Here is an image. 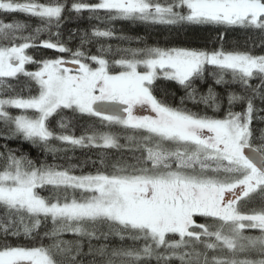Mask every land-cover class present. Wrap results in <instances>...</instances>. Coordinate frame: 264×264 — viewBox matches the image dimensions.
<instances>
[{
    "label": "snow or ice",
    "instance_id": "obj_1",
    "mask_svg": "<svg viewBox=\"0 0 264 264\" xmlns=\"http://www.w3.org/2000/svg\"><path fill=\"white\" fill-rule=\"evenodd\" d=\"M0 12L41 22L33 29L0 20L3 138L21 136L51 154L95 149L101 166L84 172L97 160L37 165L0 152V264H264V128H253L264 122V108L254 103L264 102V55L223 47L225 34L239 29L252 37L245 43L264 49V0H0ZM85 12L102 24L215 26L220 46L123 48L110 60L61 39L71 14ZM42 33L48 38L41 40ZM115 36L108 27L91 31L95 38ZM86 43L88 33L81 47ZM38 47L70 59L36 58L28 50ZM209 75L223 94L211 85L199 91L197 82ZM158 80L184 90L180 106L155 94ZM187 101L223 115L193 112ZM64 110L97 119L76 135ZM54 114L60 131L49 124ZM113 153L119 155L109 159ZM49 220L53 228L43 234L49 244L8 242L39 240L37 230ZM67 233L74 239H63ZM112 236L143 243L110 248L103 242Z\"/></svg>",
    "mask_w": 264,
    "mask_h": 264
},
{
    "label": "trees",
    "instance_id": "obj_2",
    "mask_svg": "<svg viewBox=\"0 0 264 264\" xmlns=\"http://www.w3.org/2000/svg\"><path fill=\"white\" fill-rule=\"evenodd\" d=\"M73 0H68V3H72ZM85 2H95V0H85ZM72 18L64 23L61 28V39L67 44V46L73 50L80 49L85 51L86 53H90L92 55H101L104 54L108 59H118L122 53H118L116 49L123 48H137L144 46H159V47H191V48H202V49H212L219 47V43L217 42V30L215 26H197V25H164V24H148L143 22H133L127 20H111L106 23H100L95 19H91L88 13H82L77 15L72 13ZM0 20L5 22L18 21L21 23H26L30 25L31 28H35L40 25V21L37 18L29 17L26 14H5L0 12ZM94 27H99L104 29L105 27L111 28L116 36L113 38H95L91 37V31ZM84 33L89 34L90 43H86L81 47V36ZM123 37V39H121ZM48 34L42 33L40 39H47ZM251 36L246 34L242 30H234L229 31L225 34V39L223 43V47L226 50H251L254 54L264 55V49L259 46L257 41L256 47H251L250 44L245 43L246 40H251ZM55 39V37H53ZM110 46L111 51L106 53H101L98 50L103 47L108 49ZM30 54H32L36 58H54L58 55H64L65 58L70 59L69 54H58L55 51L44 49L41 47L29 49ZM28 70H35V65H27ZM113 70H116L114 66ZM211 68H209V72ZM26 79V78H22ZM199 91L201 93H205L207 91L208 86H213L218 93L223 94V89L220 86L213 85V79L209 75L207 80L203 83L197 82ZM157 84L159 88L155 91V94L163 98L167 103L173 106H180V97L184 96V90L180 88L179 85L174 82L166 81V80H158ZM237 86L233 85V88ZM32 94L36 93L35 87L31 89ZM25 95L28 94L26 90ZM257 108H264V102H261L257 99L255 102ZM185 106L193 111L199 112L201 114L207 115H223L222 112L213 113L211 109H205L202 104H194L191 101H187ZM234 111H243V106L236 105L233 109ZM12 115L23 114L21 110L17 109H9L8 110ZM30 114V113H29ZM64 116L71 119V123L73 125L72 131L76 135H80L86 126H89L96 122L97 118L88 117V116H80L78 114H73L69 110H64ZM260 115H264V112L260 113ZM59 121L60 117L58 114H54L53 117L50 118L49 124L56 131H60L59 129ZM253 128L259 132L261 128H264V122L254 121ZM6 127L3 121H0V152H6L8 150H12L14 154L18 156H24L28 159H31L35 164L39 165L41 163L48 164H60L64 166H68L70 164L79 165L84 161L88 160L89 157L92 160H97L96 166H93L90 162L84 164L83 171L84 172H95L99 167L97 150H87V149H76L73 151L60 152V153H46L43 152L38 146H34L31 142L26 141L21 136H14L8 139L3 138V134L6 131ZM112 131L117 132L118 134L123 135V131L119 128V126H113ZM124 142L123 140L121 141ZM58 147H63L60 142H54ZM5 145L7 146L5 148ZM119 154L113 153L109 159L117 158ZM127 155V153H125ZM67 157H71V159H67ZM2 163V161H0ZM76 174H79L81 171L80 168L74 170ZM41 195L48 196L49 190L43 189L39 190ZM75 195L79 197L80 193L76 192ZM3 210L0 209V215H2ZM53 228V224L51 221H44L41 224L39 232L40 239L39 240H29L23 237L20 238H9V243L14 244H38L43 243L45 245L49 244L51 241L48 238L44 237V232L51 231ZM246 234H254L258 235V232H252ZM63 239L71 240L74 239L71 233L64 234ZM3 242V238L0 237V243ZM103 243H107L110 248L112 247H130V246H139L143 243V241L133 242L131 240L121 241L118 237L112 236L107 241ZM154 264V262H153Z\"/></svg>",
    "mask_w": 264,
    "mask_h": 264
},
{
    "label": "flooded vegetation",
    "instance_id": "obj_3",
    "mask_svg": "<svg viewBox=\"0 0 264 264\" xmlns=\"http://www.w3.org/2000/svg\"><path fill=\"white\" fill-rule=\"evenodd\" d=\"M135 111L137 112V114H141V115L152 114L147 108H137Z\"/></svg>",
    "mask_w": 264,
    "mask_h": 264
},
{
    "label": "water",
    "instance_id": "obj_4",
    "mask_svg": "<svg viewBox=\"0 0 264 264\" xmlns=\"http://www.w3.org/2000/svg\"><path fill=\"white\" fill-rule=\"evenodd\" d=\"M69 67H71V68H73V70H75V68L77 67V66H75V65H68ZM122 115H126V113H121Z\"/></svg>",
    "mask_w": 264,
    "mask_h": 264
}]
</instances>
